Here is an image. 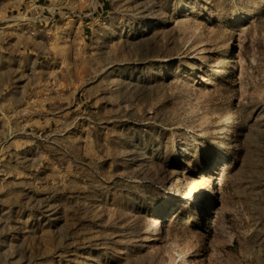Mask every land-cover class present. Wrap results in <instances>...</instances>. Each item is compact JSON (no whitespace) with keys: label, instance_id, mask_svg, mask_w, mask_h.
<instances>
[{"label":"rangeland","instance_id":"374dc122","mask_svg":"<svg viewBox=\"0 0 264 264\" xmlns=\"http://www.w3.org/2000/svg\"><path fill=\"white\" fill-rule=\"evenodd\" d=\"M0 76V264H264V0H0Z\"/></svg>","mask_w":264,"mask_h":264},{"label":"crops","instance_id":"0c3cea01","mask_svg":"<svg viewBox=\"0 0 264 264\" xmlns=\"http://www.w3.org/2000/svg\"><path fill=\"white\" fill-rule=\"evenodd\" d=\"M24 62L23 61H18V62H15L14 63V66H13V70H15V71H17V69H21L22 67L23 68H26L27 67V64H23ZM10 66V65H9ZM1 68H3V66H1ZM9 68V67H8ZM16 73V72H15ZM4 77H2V76H0V79H3ZM8 78H12V79H14V83L17 81V77H11V76H9ZM6 79V78H5ZM19 79V83H25L27 80H23L24 78H22V76L21 77H19L18 78Z\"/></svg>","mask_w":264,"mask_h":264},{"label":"bare ground","instance_id":"6f19581e","mask_svg":"<svg viewBox=\"0 0 264 264\" xmlns=\"http://www.w3.org/2000/svg\"><path fill=\"white\" fill-rule=\"evenodd\" d=\"M19 20V19H18ZM21 20V19H20Z\"/></svg>","mask_w":264,"mask_h":264}]
</instances>
